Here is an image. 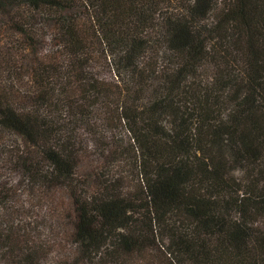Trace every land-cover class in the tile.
I'll return each mask as SVG.
<instances>
[{
    "label": "trees",
    "instance_id": "trees-1",
    "mask_svg": "<svg viewBox=\"0 0 264 264\" xmlns=\"http://www.w3.org/2000/svg\"><path fill=\"white\" fill-rule=\"evenodd\" d=\"M2 36L0 264H264V0H0Z\"/></svg>",
    "mask_w": 264,
    "mask_h": 264
},
{
    "label": "rangeland",
    "instance_id": "rangeland-1",
    "mask_svg": "<svg viewBox=\"0 0 264 264\" xmlns=\"http://www.w3.org/2000/svg\"><path fill=\"white\" fill-rule=\"evenodd\" d=\"M11 43L7 40L6 37L2 36L0 37V49H9ZM6 53H2L0 52V80L3 81L2 83H6L7 81L10 80L11 77V73L6 72V70H4L6 68V62L4 61V59L6 58ZM160 64H165L167 63V61H159ZM206 71L204 69L200 70V74H204ZM106 75V77L108 75H110L108 73V71H105L104 73ZM109 77V76H108ZM209 77V76H208ZM207 77V78H208ZM106 133L109 134L110 137L112 138H124L126 139L128 137V134L126 133V130L124 127L120 126V127H114V128H110L109 130H106ZM85 140L87 138L86 135H84L83 137ZM87 157L85 159H83L82 164L80 165L81 169L79 171V173L81 174V177L88 179V181L91 180L92 177V163L94 162V159H96L97 157V151L94 148L89 149L87 152ZM127 155V154H126ZM131 156V160H132V154ZM2 162V161H0ZM3 163V162H2ZM7 163V162H6ZM132 164V163H131ZM2 167L0 168L2 171L5 172V175H3L2 177H7V178H12L13 179H17L19 182V186L21 187V181H22V177L21 175L18 174V172L12 171L10 169H7L5 167V164L1 165ZM111 171H115L117 172H121L125 178L123 180V182L119 181L120 184H122L123 186L131 189L133 188V185H137L136 184V178L135 175L132 173H130L129 171H127V163L122 159H119L117 162L113 163L111 166ZM127 169V170H126ZM120 170V171H119ZM234 173H240V170L237 168ZM18 197L15 201V204L18 205L20 207V209H22L21 213L22 215L26 218V219H34L36 217V222L42 226L41 224H44L43 221V215H46V211L44 209V207H42L40 205V203L36 200L33 199H27L26 200V193L22 192L21 188L18 190ZM24 200V204H26L25 206H21L22 201ZM10 204H14L12 202H10ZM30 206H34L33 208H29ZM154 258V255L149 252V254L143 253L140 257L137 258L138 259H144L146 261H150L151 259ZM136 260V261H137Z\"/></svg>",
    "mask_w": 264,
    "mask_h": 264
}]
</instances>
